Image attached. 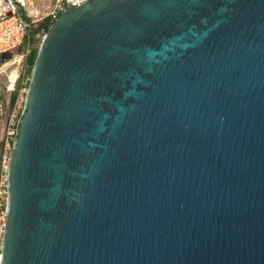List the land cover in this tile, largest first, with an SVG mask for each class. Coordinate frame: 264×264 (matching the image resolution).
Listing matches in <instances>:
<instances>
[{
    "label": "water",
    "instance_id": "1",
    "mask_svg": "<svg viewBox=\"0 0 264 264\" xmlns=\"http://www.w3.org/2000/svg\"><path fill=\"white\" fill-rule=\"evenodd\" d=\"M5 213L0 264H264V0L63 10Z\"/></svg>",
    "mask_w": 264,
    "mask_h": 264
},
{
    "label": "built area",
    "instance_id": "2",
    "mask_svg": "<svg viewBox=\"0 0 264 264\" xmlns=\"http://www.w3.org/2000/svg\"><path fill=\"white\" fill-rule=\"evenodd\" d=\"M85 0H0V58L14 63L18 57H26L30 51L31 42L30 28L37 21L49 19L52 22L63 10L71 5H78ZM18 56V57H17ZM8 62H6L7 64ZM17 80L26 85L29 75L26 68L19 70L11 81L9 88ZM26 91V89H25ZM20 106L17 105L12 112L8 123L7 145L11 148V141L15 133L17 118L20 114ZM4 154V160L8 159ZM6 167L4 165V176L0 180V205L6 202ZM5 195L3 197L2 195ZM5 208L0 213V257L2 247V236L5 225Z\"/></svg>",
    "mask_w": 264,
    "mask_h": 264
},
{
    "label": "rangeland",
    "instance_id": "3",
    "mask_svg": "<svg viewBox=\"0 0 264 264\" xmlns=\"http://www.w3.org/2000/svg\"><path fill=\"white\" fill-rule=\"evenodd\" d=\"M42 21L43 20L35 22L32 24V27L29 26L31 36V42L29 45L30 50L38 48L44 34L43 32L32 31V29L36 28ZM17 60L18 61L11 63L10 61H7V59L3 60L0 58V68L8 62L0 70V180L4 176V165H6L8 161V159L4 160V154L9 155L10 151V148L6 144L8 123L10 122L11 114L15 110L16 106L19 105L20 108H22L25 97V89L27 88L28 83L26 85H22L20 80H17L13 89L9 88V86L11 85V81L13 80L15 74L23 68H26V75L30 76V72L28 71L29 67L26 65L24 58L20 59V57H18ZM13 96H15V98L13 102H11L10 99ZM2 196L5 197L4 194ZM4 208L5 204H1L0 213Z\"/></svg>",
    "mask_w": 264,
    "mask_h": 264
},
{
    "label": "trees",
    "instance_id": "4",
    "mask_svg": "<svg viewBox=\"0 0 264 264\" xmlns=\"http://www.w3.org/2000/svg\"><path fill=\"white\" fill-rule=\"evenodd\" d=\"M50 20L49 19H45L43 20L42 22H40L36 28L32 29V31H37V32H46V30L48 29V26L50 25ZM36 52H37V49H32L29 51L27 57H26V65L29 67V72L31 71V67H32V64H33V61L35 59V56H36ZM18 88V87H17ZM16 92V90H15ZM15 96H13L10 101L13 102ZM12 143V141H11Z\"/></svg>",
    "mask_w": 264,
    "mask_h": 264
},
{
    "label": "bare ground",
    "instance_id": "5",
    "mask_svg": "<svg viewBox=\"0 0 264 264\" xmlns=\"http://www.w3.org/2000/svg\"><path fill=\"white\" fill-rule=\"evenodd\" d=\"M6 64H4L1 68H0V70L5 66Z\"/></svg>",
    "mask_w": 264,
    "mask_h": 264
}]
</instances>
